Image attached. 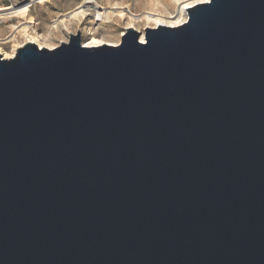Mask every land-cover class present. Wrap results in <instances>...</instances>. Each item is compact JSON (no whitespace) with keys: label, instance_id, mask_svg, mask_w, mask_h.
Returning a JSON list of instances; mask_svg holds the SVG:
<instances>
[{"label":"water","instance_id":"obj_1","mask_svg":"<svg viewBox=\"0 0 264 264\" xmlns=\"http://www.w3.org/2000/svg\"><path fill=\"white\" fill-rule=\"evenodd\" d=\"M0 54V264H264V0Z\"/></svg>","mask_w":264,"mask_h":264},{"label":"rangeland","instance_id":"obj_2","mask_svg":"<svg viewBox=\"0 0 264 264\" xmlns=\"http://www.w3.org/2000/svg\"><path fill=\"white\" fill-rule=\"evenodd\" d=\"M163 3L165 6H162ZM24 5L29 6V12L26 14L12 16L4 14L5 16L0 18V54L2 57L12 55L17 52L18 48L29 43L22 32L25 27L28 28L31 36L35 33H39L44 38L51 36L48 42L50 49L60 46L63 42H68L70 33L77 34L78 32L81 33L82 43L85 46L94 45V41L118 45L131 21L129 18L121 20L119 17H116L113 23L97 21L95 17L98 7L102 11L122 8L134 14L152 11L155 14L167 13L171 16L176 15L178 8L175 0H154V4L152 0H0V10L3 9L5 13L12 12L14 8L20 10V7ZM81 6H84V10L87 11L86 16L79 20L66 18V25L60 26L59 31H56L55 22L64 19ZM136 27L135 29L141 32L143 37L148 27L146 23L140 22Z\"/></svg>","mask_w":264,"mask_h":264},{"label":"bare ground","instance_id":"obj_3","mask_svg":"<svg viewBox=\"0 0 264 264\" xmlns=\"http://www.w3.org/2000/svg\"><path fill=\"white\" fill-rule=\"evenodd\" d=\"M178 3V8L176 9V15L171 16L167 13L163 14H155L154 12H145L144 14H134L132 12H127L123 10L122 8H113L112 10H103L98 7V11L96 13V20L97 21H104L105 23H113L116 19V17H119L121 20H125L126 18H129L131 21L127 26L128 28H137V24L140 22L146 23L148 27L156 28L158 26H169V27H177L182 24H184L187 21V9L185 8V4H193L194 6L197 4H201L203 2H207L209 0H200L199 3L196 2V0H175ZM152 3L154 4V0H152ZM156 3V2H155ZM157 5V4H156ZM159 5V4H158ZM162 6H165V3L162 4ZM20 7V6H19ZM29 6L24 5L23 7H20V10H14L10 13H5L4 10H0V18L2 19L5 15L4 14H10L12 15H17V14H26L29 12ZM13 9V8H12ZM12 9H7V10H12ZM3 12V13H1ZM86 12L84 10V6L78 7L76 10L72 11L69 15H67L64 19L62 20H57L54 24V28L56 31H59L60 26H65L66 25V18L69 20H79L80 18H83L86 16ZM147 27V28H148ZM127 29V28H126ZM138 31V30H137ZM24 36L26 39L29 41V43H35L38 44L40 48H48L50 49L51 47L48 45L49 39L51 36L44 38L41 36L39 33H35V35L31 36L29 33V30L27 27H25L22 30ZM142 35V33H141ZM145 36V33H144ZM144 36H141V41H144ZM94 45L88 46V47H97L104 45V42L102 41H94ZM108 45V44H107ZM112 45V44H110ZM56 48V47H55ZM14 52V51H13ZM16 53V52H15ZM15 53L12 55H6L5 59H11L15 56Z\"/></svg>","mask_w":264,"mask_h":264},{"label":"snow or ice","instance_id":"obj_4","mask_svg":"<svg viewBox=\"0 0 264 264\" xmlns=\"http://www.w3.org/2000/svg\"><path fill=\"white\" fill-rule=\"evenodd\" d=\"M196 2H197V3H199V2H200V0H196ZM184 7H185V8H190V9H193V10H195V9H194V5H193V4H185V5H184Z\"/></svg>","mask_w":264,"mask_h":264}]
</instances>
